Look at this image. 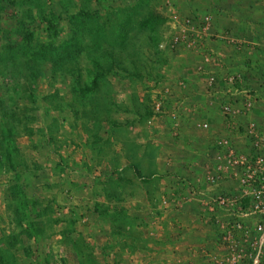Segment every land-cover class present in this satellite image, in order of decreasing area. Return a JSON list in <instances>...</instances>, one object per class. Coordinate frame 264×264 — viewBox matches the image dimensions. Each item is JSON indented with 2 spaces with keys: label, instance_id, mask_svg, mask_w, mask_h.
<instances>
[{
  "label": "rangeland",
  "instance_id": "1",
  "mask_svg": "<svg viewBox=\"0 0 264 264\" xmlns=\"http://www.w3.org/2000/svg\"><path fill=\"white\" fill-rule=\"evenodd\" d=\"M208 1L0 0V264H158L189 210L158 190L187 198L185 185L152 174L189 167L185 139L206 136L212 155L221 137L244 153L264 138V45L222 57ZM183 28L200 31L197 47L174 42ZM231 98L250 104L234 128Z\"/></svg>",
  "mask_w": 264,
  "mask_h": 264
},
{
  "label": "crops",
  "instance_id": "2",
  "mask_svg": "<svg viewBox=\"0 0 264 264\" xmlns=\"http://www.w3.org/2000/svg\"><path fill=\"white\" fill-rule=\"evenodd\" d=\"M202 6L203 10L208 8L213 13L212 16L215 25H213L214 28L212 31L214 34L220 32V34L217 35L218 42L216 41V44H220L221 50H223L220 51L222 57L225 58V56H227L224 50L228 48L233 49L235 52H239L240 48L244 46L243 44H245V46L249 43L264 45V0H214L213 2H205ZM223 31L227 32L228 35ZM210 35L211 34L208 33L205 39H208ZM234 56L238 57V55L235 54ZM246 60H248L246 62L247 64L254 66L257 59L251 56ZM246 63L243 61L244 65ZM190 77H193V80L195 77L198 78V80L202 78V76L199 77L197 75ZM186 90L188 94L187 99L199 96L197 89L194 87L189 88L188 86ZM213 95L215 94L212 93L209 96ZM204 108H207V106L204 105ZM221 127L225 128L226 126L222 125ZM175 130H179V125L174 127V131ZM183 143V147H188L189 154L187 150L184 149L181 160L185 163H190L189 165L187 164L189 169L186 168L183 171L174 170L175 172L165 174H152V176H156L160 181H169L170 178L174 176L175 181L177 180V185H185V189L182 188L181 190L187 194V198L184 197L186 195L183 197L178 196L181 191L179 192L176 190L177 188L175 186L171 188L168 183L167 186L160 187L158 190L163 193L165 192L166 197L160 201L165 206L174 207V209H176V206H186L189 211L186 212L184 221L182 220V223L179 225L180 233L178 235H175V233H168L161 238L163 249L159 253H151V263H154V259H156L158 264H210L213 258L218 255L219 251L217 241L218 230L206 216V202L214 193L224 190L233 191L236 188V183L235 186L231 187L225 186L220 188L218 185L216 189L211 188L205 179L206 165H204L205 171L203 170L202 176L197 175V173L193 172V169H191V164L197 162L196 160L207 159L203 161L205 164L209 161H212L210 163L211 165L213 164L215 153L212 155L209 154L210 150H207V147L209 146L210 140H208L206 136H202L200 141L196 142L185 139ZM192 147H196V150ZM210 164H208V166ZM199 181L202 182L200 183L202 187L205 186V183H207L206 185L209 187L201 188L200 190L199 188L192 190L193 187H198ZM192 192L196 195L198 202L193 195H189ZM193 202H195V206L203 211V217L201 216V218H198L196 215L191 214V207L194 206ZM216 212L220 217H225L222 209H217ZM219 212L222 214L220 215ZM167 228L168 231H173V229H176V226H172L170 222Z\"/></svg>",
  "mask_w": 264,
  "mask_h": 264
},
{
  "label": "built area",
  "instance_id": "3",
  "mask_svg": "<svg viewBox=\"0 0 264 264\" xmlns=\"http://www.w3.org/2000/svg\"><path fill=\"white\" fill-rule=\"evenodd\" d=\"M211 20L209 15L204 23ZM203 23V24H204ZM207 25L201 27L206 30ZM198 30L183 28L175 37V43L186 47H197L201 43ZM250 104L238 108L231 98L223 105L226 124L234 128L236 118L244 113ZM160 109V105L156 106ZM202 129L209 127L208 121L199 124ZM250 141L248 152H240L226 137L215 141L216 152L213 164L206 169L205 179L216 189L221 181L234 180L233 191L214 193L206 202V216L218 230V255L210 264H260L264 249V138L257 135ZM222 209L225 217L216 212ZM256 217V218H254Z\"/></svg>",
  "mask_w": 264,
  "mask_h": 264
}]
</instances>
